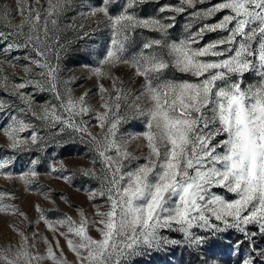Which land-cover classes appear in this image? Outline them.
I'll return each instance as SVG.
<instances>
[{
	"label": "snow or ice",
	"instance_id": "6c2138e0",
	"mask_svg": "<svg viewBox=\"0 0 264 264\" xmlns=\"http://www.w3.org/2000/svg\"><path fill=\"white\" fill-rule=\"evenodd\" d=\"M147 2L100 0L81 13L95 18L96 27L103 25L109 33L107 47L96 54L100 58L90 67L91 77L98 82L111 81L110 88L98 83L99 108L88 103V92L73 97L72 80L61 82L59 65L52 62L59 60L57 49L62 47L55 35L59 19L72 0H46V4L15 0L14 8H0V24L8 29L0 31L4 45L0 52L28 53L23 57L28 63L20 65L25 73L22 82L13 83L0 67V89L20 105L0 100V111L17 112L0 127L8 147L30 151V146L44 142L40 129L55 130L54 135L72 129L81 141L88 140L96 154L94 167L81 170L82 175L99 181L98 188L88 191V200L103 201L92 203L93 218L76 209L78 219L67 214L50 219L36 205L37 223L43 222L53 233L54 245L44 238L46 251L41 254L39 232L29 237L14 229L20 240L15 246L0 248V264H132L145 251L174 245L202 251L230 229L241 235L233 243L235 252L248 244L241 264H264V246H256L257 235L264 237V0L215 4L178 0L144 17L137 10ZM205 3L210 6L197 7ZM225 11L215 23L205 22ZM186 13L185 35L172 39L170 30L177 16ZM17 15L20 23L14 24ZM137 30L157 33L158 38L147 37L136 46ZM217 31L227 35L202 43L205 35ZM134 46L136 50L130 53ZM121 67L131 70L127 80L115 74ZM248 73L258 77L256 83L245 84ZM29 86L51 92L59 104H41L37 110L32 94L24 91ZM84 117L96 121L93 126L101 130L99 134L90 131ZM33 119L40 122L39 129ZM131 119L141 120L144 130L121 133ZM26 132L30 133L27 137L22 135ZM133 142L140 156L129 150ZM11 163L0 159V170ZM39 163V159L32 160L31 169L16 177L26 191L33 190ZM60 163L51 172L61 173L55 178L71 183ZM0 174L14 178L11 173ZM215 187L235 199L215 193ZM37 194L50 199L49 192ZM8 195L0 193V201ZM0 213L27 220L15 205L0 203ZM250 225L257 231H249ZM92 229L98 238L90 235ZM164 230L181 233L183 240L162 235ZM57 236L66 241L74 261L66 258Z\"/></svg>",
	"mask_w": 264,
	"mask_h": 264
},
{
	"label": "rangeland",
	"instance_id": "374dc122",
	"mask_svg": "<svg viewBox=\"0 0 264 264\" xmlns=\"http://www.w3.org/2000/svg\"><path fill=\"white\" fill-rule=\"evenodd\" d=\"M220 2V0H210L211 4ZM42 4H46V0H41ZM164 3L176 4L178 0H148L147 3L141 5L137 10L139 15L147 17L157 14V9ZM100 4V0H72L71 6L64 12L59 19V29L56 32V39L62 47L57 49L60 52L59 60L53 59L54 64L59 65V76L61 82L72 80L69 87L72 89L73 97H79L85 92L89 93L88 103L94 108H99V95L97 94L98 83H102L105 88L111 87L110 80L97 81L95 77L90 75V67L96 65L97 60L100 58L99 53H103L108 44L109 33L103 25L99 28L96 27V19L85 17L81 15L82 12L88 10L91 6ZM7 6L8 8L15 7V0H0V8ZM209 3L198 5V8H207ZM171 13H164L163 15H170ZM227 12L217 13L213 19L205 21L206 23H215L220 20ZM20 17L17 15L13 20L14 24L20 23ZM189 17L186 14L177 16L176 26L170 30L171 38H182L185 35L184 25L188 23ZM83 25V27H79ZM199 26V25H197ZM0 31L7 32L8 29L0 24ZM195 31V27L193 28ZM87 32L88 35L84 36ZM226 32L217 31L215 33H208L205 35L202 43L219 39L226 36ZM83 36V39L81 38ZM147 37H157L158 34L147 30H137L135 36L136 46L143 42ZM136 46L130 50H136ZM3 43H0V48H3ZM28 54L26 50H19L11 54L0 52V67L4 68L13 83L22 82L25 73L20 65L27 64L23 57ZM34 55V54H33ZM18 57L19 59H14ZM12 65H17L13 67ZM87 65V66H86ZM129 69L121 67L115 70V74L127 80L130 74ZM179 76L180 74H175ZM39 79V77H36ZM187 78V77H183ZM258 77L254 74L248 73L244 76L245 84L256 83ZM133 88L135 85H131ZM63 91V84L60 85ZM25 92L31 93L34 97L35 105L39 110L41 104H59L54 98V95L48 91H40L34 87H27ZM0 100L6 103H15L18 106L19 101L15 97L10 96L8 92L0 89ZM103 111V109H100ZM15 115V110L0 111V127L6 126L10 122L9 115ZM89 121L90 131L93 134H99L100 129L94 127L96 121L89 117H84ZM31 122L37 124L38 129L40 122L34 119ZM59 127V126H58ZM144 130V124L139 119H131L121 127V133L129 134L141 132ZM55 130L48 128L40 129V134L44 136V142L39 146H30V151H13L8 147V141L3 133L0 132V159H10L12 163L4 170L3 173H11L13 179L6 178L5 175L0 174V193H8L10 195L4 196L0 203L15 205L21 212L25 214L24 217L0 213V248L15 246L20 240L19 235L14 229L24 231L29 237L34 232H39L37 237L38 250L41 254L46 251V245L43 243L44 238L48 241L53 240V233L48 231L43 222L37 223L38 213L35 210L36 205H39L42 210L50 219L62 217L64 214L78 219V212L76 209H83L90 218L94 217L95 209L92 203H102L101 199L94 202L88 200V191L99 187V181L86 177L81 174L82 169H91L94 167L92 160L96 157L92 146L88 140L81 141V138L72 129H66L64 133L54 135ZM27 137L30 133H23ZM129 150L133 151L137 156L141 155V151L136 150V142L129 146ZM146 151V149L142 150ZM39 159L40 163L36 165L35 170L38 172V177L32 185L31 191H26L23 183L16 177L31 169V161ZM66 171L63 175L71 177V183L64 180L55 178L61 173H52L51 167L60 168L61 163ZM143 162L142 160L140 161ZM97 170L99 164L95 165ZM217 194L224 195L226 199H235L233 194L227 193L225 189L215 187L212 189ZM42 192H49L50 199L45 200L43 195L37 194ZM63 196L67 203L60 197ZM14 197V198H13ZM54 202V203H53ZM58 211H53V208ZM29 221L31 224H29ZM63 231V230H61ZM197 234L200 233L196 230ZM249 231H257L255 225L249 226ZM90 235L98 238V233L92 229ZM162 235L175 239L178 241L183 240V235L179 232H172L164 230ZM60 245L63 248L66 258L72 262L75 257L67 249L66 241L57 236ZM241 235L235 230H228L221 233L218 239H214L205 244L202 251H198L192 247L184 245L169 246L160 250H149L142 254L135 256L132 264H205L206 261H215L216 264H241V257L247 256L248 244L245 243L241 247L239 253L233 250V243L240 239ZM257 248L264 246V237L259 234L256 237ZM59 254V253H58ZM48 264V262H46Z\"/></svg>",
	"mask_w": 264,
	"mask_h": 264
}]
</instances>
